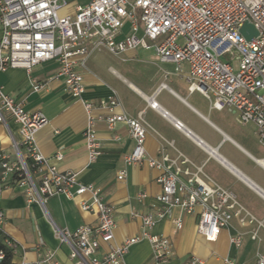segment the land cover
<instances>
[{"label":"built area","instance_id":"1","mask_svg":"<svg viewBox=\"0 0 264 264\" xmlns=\"http://www.w3.org/2000/svg\"><path fill=\"white\" fill-rule=\"evenodd\" d=\"M67 7L66 0H0V72L22 69L29 75L40 64L57 63L56 72L46 81L31 79V89L38 93L46 89L50 80L61 79L64 90L81 103L86 115L83 141L89 163L98 158L101 150L95 131L97 119L93 117L97 104L84 100L85 85L77 68L86 69L87 59L103 49L114 56L137 48L151 49L155 59L171 64L175 73H182L186 67L189 91L200 93L212 109L236 112L241 124L253 123L264 146V0H88L60 15ZM245 23L257 32L249 41L239 32ZM145 102L208 159L227 169L264 201L263 191L218 156L216 149L161 110L154 96L146 97ZM118 105L112 100L102 107L112 113ZM1 112L18 125L20 138L12 143L15 161L0 155V188L14 177L25 187L29 204L42 205L45 199L58 196L68 200L80 197V210L95 215L94 225H82L72 232L54 228L55 237L69 247V258L77 264H124L129 248L140 241L149 243L153 264L166 263L173 255L171 241L153 234V229L158 221L170 220L180 230L176 212L195 215L199 209L196 231L208 242L215 241L220 229L227 227L232 218L241 224L246 218L254 221L234 195L206 177L200 167L194 173L182 170L180 165L190 162L181 155L177 159L167 155L160 159L147 157L144 142L149 127L143 111L135 117L118 114L104 121L109 127L116 123L126 125L134 141L132 151L123 157L125 167L145 164L159 171L157 183L161 191L156 197L160 210L154 215L131 213V218L141 223L140 234L114 244L113 208L104 202L99 189L79 182L76 173L59 172L39 151L35 135L48 123L44 114L24 111L0 87V122L5 123ZM54 158L59 161L62 154L57 152ZM261 163L264 165V158ZM181 173L188 176L184 182L180 180ZM125 176L122 170L117 179L122 181ZM136 198L141 201L145 195L140 193ZM3 221L0 210V240L13 255L16 245L3 235ZM251 237L255 239V233ZM230 243L238 248L241 238L231 237ZM36 250H40V245ZM3 258L0 250V261ZM53 259L54 252L46 250L36 264H49ZM224 263L235 264L227 258ZM187 264L202 262L192 258ZM257 264H264V255L257 254Z\"/></svg>","mask_w":264,"mask_h":264},{"label":"crops","instance_id":"2","mask_svg":"<svg viewBox=\"0 0 264 264\" xmlns=\"http://www.w3.org/2000/svg\"><path fill=\"white\" fill-rule=\"evenodd\" d=\"M57 68V63L46 62L33 68L29 75L22 69L8 68L0 72V87L24 111H39L47 118V125L35 135L39 151L59 172L76 173L79 182L99 189L104 202L113 208L114 244L140 234L141 223L131 218V213L154 215L160 210L156 201L161 191L157 183L159 171L145 164L125 167L123 157L132 151L134 141L126 125L116 123L109 127L104 121L112 115L135 117L143 111L149 127L144 142L147 157L160 159L161 155H167L177 159L181 155L190 162L180 165L182 170L194 173L195 168L200 167L206 177L230 191L254 219L250 222L246 218L241 224L237 218H232L227 227L220 229L215 241L208 242L196 231L199 209L195 215L176 212L175 217L181 221L180 230L170 220L158 221L153 229V234L171 241L173 255L164 264H187L192 258L202 264H225L226 258L235 264H257V254L264 255V201L227 169L208 159L159 113L149 109L145 98L154 96L161 110L216 149L218 156L264 192V165L261 163L264 146L257 138L253 123L241 124L232 110L210 108L200 93L189 91L185 81L186 67L182 73H175L171 64L159 63L151 49L128 50L120 56L103 49L87 59L86 69L77 68L85 85L84 100L97 104L93 117L97 119L95 131L101 150L98 158L89 163L83 141L86 115L81 103L64 90L61 79L50 80L44 91L35 93L31 89V79L44 82ZM112 100L119 105L111 113L102 106ZM1 113L5 123L0 122V155L15 161L12 143L19 141L18 125L8 114ZM57 152L62 154L59 161L54 158ZM122 170L126 176L119 181L117 175ZM179 177L182 182L188 178L183 173ZM140 193L145 198L138 201L136 197ZM81 199L58 196L45 199L42 205L29 204L25 187L14 177L8 178L6 185L0 188V210L4 213L2 233L16 245L12 264H36L46 250L54 252L49 264H77L69 258V247L55 237L54 228L72 232L82 225L96 223L95 215L80 210ZM253 233L255 239L251 237ZM234 236L241 238L238 248L230 243ZM37 245L40 250H36ZM124 264H153L149 243L140 241L132 245L124 257Z\"/></svg>","mask_w":264,"mask_h":264},{"label":"water","instance_id":"3","mask_svg":"<svg viewBox=\"0 0 264 264\" xmlns=\"http://www.w3.org/2000/svg\"><path fill=\"white\" fill-rule=\"evenodd\" d=\"M240 34L247 40H251V38L257 36V32L254 27L248 23H245L240 29Z\"/></svg>","mask_w":264,"mask_h":264},{"label":"trees","instance_id":"4","mask_svg":"<svg viewBox=\"0 0 264 264\" xmlns=\"http://www.w3.org/2000/svg\"><path fill=\"white\" fill-rule=\"evenodd\" d=\"M2 240H0V250L4 253V258L0 261V264H12V254L4 245H2Z\"/></svg>","mask_w":264,"mask_h":264},{"label":"rangeland","instance_id":"5","mask_svg":"<svg viewBox=\"0 0 264 264\" xmlns=\"http://www.w3.org/2000/svg\"><path fill=\"white\" fill-rule=\"evenodd\" d=\"M88 0H66V2H67V9L66 10H64V11H62V12H60V15H62V14H64V13H66L67 11H69L70 10V7L71 6H73V5H75V4H82V3H85V2H87ZM221 61H225L224 59H220ZM233 66H234V68H236V66H235V64H232ZM226 110V109H225ZM240 124V123H239ZM240 126V125H239Z\"/></svg>","mask_w":264,"mask_h":264}]
</instances>
